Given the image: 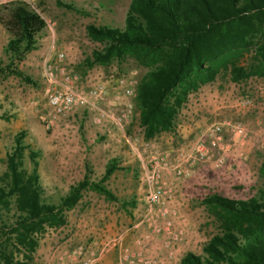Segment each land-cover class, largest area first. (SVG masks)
<instances>
[{"label": "rangeland", "instance_id": "rangeland-1", "mask_svg": "<svg viewBox=\"0 0 264 264\" xmlns=\"http://www.w3.org/2000/svg\"><path fill=\"white\" fill-rule=\"evenodd\" d=\"M14 1L22 2L37 12L44 19L45 27L38 35L35 47L24 53L19 61H12V66L28 75L34 83H24L5 71L0 73V180L6 172V154L12 145V137L19 130L24 131V144L38 152L42 194L54 204L66 193L70 184L82 178L84 165L91 172L89 179L97 180L104 165L111 159L117 160V169L104 183L115 200H107L91 189L82 191L77 203L64 211L62 225L44 227L40 233L33 234L37 244L27 264H55V257L61 250L78 243L92 245L93 241L99 246L107 244L97 264H119L118 244L129 246L141 233L140 228L151 233V227L147 225L150 220L155 221L158 229L153 232V238L159 240L160 245L164 242L162 251L155 249L152 252L160 254L171 250L176 258L174 264H178L187 252L200 255L201 246L221 231L219 221L201 203V199L217 193L230 199L245 200L258 196L260 190L264 191L258 174L259 165L264 160V78L251 75L232 82L227 74L220 72L212 81L187 95L170 130L161 131L150 139L144 137L143 127L138 123V109L133 103L132 119L125 135L130 139L136 138L138 142L153 143L158 152L169 154V161H172V152L177 154L192 145L201 130L211 123L235 120L242 123L248 132L245 138L224 136V161L218 167L201 162L191 167L187 177L175 178L170 172L165 173L172 176L170 181L164 179V186L173 192V199L179 197L178 192L185 185L191 192L187 196L182 194L183 197L178 199L183 204L180 216L169 212L164 219L156 218L154 214L147 213L144 204L143 164L132 155L120 133L110 127L90 123L85 112L70 114L48 126L43 119L47 109L42 93L41 65L45 59L53 62L57 52H63V64L72 66L81 74L88 70L94 77L130 72L138 81L146 72L143 65L129 56L122 60L111 59L104 65L93 64L88 68L83 65L91 50L101 47L100 43L86 36L85 26L122 27L129 0H62L71 3L75 9L57 6L55 0H0V5ZM8 38V32L0 25L2 68L9 63L4 53ZM247 61L248 55H245L241 63ZM206 94L217 95L215 114L210 109L192 106L193 99ZM243 98L248 102L239 105L238 101ZM189 111L192 113L187 114ZM190 117L191 120H188ZM188 124L191 130L185 131ZM27 151L23 150L22 166L30 171ZM148 151L141 155L142 158ZM8 208L9 211H6L0 207V219H13V199L9 201ZM165 220L170 221L171 228L181 231L179 240H169L164 230ZM11 243L4 245L5 250L11 252L14 259L23 260L22 252L14 249ZM179 244L184 246L174 251Z\"/></svg>", "mask_w": 264, "mask_h": 264}, {"label": "trees", "instance_id": "trees-1", "mask_svg": "<svg viewBox=\"0 0 264 264\" xmlns=\"http://www.w3.org/2000/svg\"><path fill=\"white\" fill-rule=\"evenodd\" d=\"M55 3L75 9L62 0ZM0 25L9 34L4 47L9 63L0 67V73L33 84L12 61L35 47L44 19L14 1L0 5ZM85 34L101 47L84 58V67L129 56L146 68L137 81L133 103L147 139L170 130L187 95L220 72L232 82L251 75L264 78V0H129L122 27L87 24ZM245 55L248 61L242 64ZM23 137V130L13 135L0 180V207L9 211L11 199L14 204L13 219H0V264H27L37 244L33 234L62 225L64 211L77 203L85 189L115 200L104 184L117 169V160L111 159L97 180L89 179L91 172L84 165L82 178L70 184L57 203L48 202L39 184L38 152L25 145ZM24 149L30 171L22 166ZM258 174L264 184V160ZM201 203L219 221L221 231L201 246L200 255L187 252L178 264H264L263 190L245 200L212 193ZM8 242L22 252L23 260L5 250Z\"/></svg>", "mask_w": 264, "mask_h": 264}, {"label": "built area", "instance_id": "built-area-1", "mask_svg": "<svg viewBox=\"0 0 264 264\" xmlns=\"http://www.w3.org/2000/svg\"><path fill=\"white\" fill-rule=\"evenodd\" d=\"M63 57V52H57L53 62L45 59L41 65L42 93L47 109L43 119L46 126L70 114L85 112L90 123L111 127L120 133L132 155L143 164L144 204L147 213L154 214L156 218L164 219L167 214L163 203L170 199V189L164 186L165 173L170 172L175 178L187 177L191 173V167L201 162L218 167L224 161V136L245 138L248 135L247 129L239 121L222 120L211 123L201 130L192 145L177 154L172 152V161H169V154L158 152L153 143L138 142L136 138L130 139L125 135V129L132 119V101L137 83L132 76L134 73L94 77L88 70L81 74L72 69V66L63 64ZM247 102L243 98L238 104L245 105ZM146 151V157L142 158L141 155ZM154 222H147L151 233L158 230ZM170 225L169 220L164 221V230L169 240H179L181 231L174 230ZM151 233L146 232L135 238L133 246L118 244V263L158 264V260L145 252V244L150 240ZM91 244L78 243L61 250L55 257V264H97L100 255L106 251L107 244L99 246L94 241Z\"/></svg>", "mask_w": 264, "mask_h": 264}, {"label": "crops", "instance_id": "crops-1", "mask_svg": "<svg viewBox=\"0 0 264 264\" xmlns=\"http://www.w3.org/2000/svg\"><path fill=\"white\" fill-rule=\"evenodd\" d=\"M191 100L192 99H190V102H191ZM194 101H197V102H194ZM192 106H193V108H196V107L197 108H204L205 110H209L210 109V112H213V111L217 110V95H215V94H213V95L212 94H206L204 96H199V97H197L196 100L193 99ZM190 113H192V112H190V111L187 112V114H190ZM213 113L215 114V112H213ZM188 120H191V117L188 118ZM185 127H186L184 129L185 131H190L191 130L189 124L186 125ZM170 151H174V150H170ZM249 157H251V156H249ZM171 178H172V176L170 174H165L164 177H163V180L165 179V180H169L170 181ZM109 180H110V176L105 181V183H107ZM107 186L108 185H106V188L108 189ZM187 188H188V186H186V185L183 186V189L178 192L179 193L178 194L179 197L177 199H173V197H174L173 192L170 191V194H169L170 195V197H169L170 199L167 200V201H164V203H163V205L165 206V208L167 210V213H169V212H171V213L176 212L178 214V216H180V212L182 210L181 206H183V204H182V202H178V201L180 200V196L183 197L182 194H184V195L186 194V196H187V194H189L191 192V190L190 189H187ZM182 200H184V198ZM181 221H182V223H184L183 219ZM148 226L150 227V225H148ZM140 230H141V233H142V231H143V233L142 234L140 233L138 237H141V236L144 235V233H146V232H144L145 231V228H140ZM152 234L153 233H151V235H150V240L145 244L146 245V247H145L146 248V250H145L146 254L149 257L158 260L159 261L158 264H174V260L176 258L174 257V253H172L171 250L168 249V251H165L164 253L163 252H160V254H157V252H152L155 249L157 251H162L163 250L162 246L164 245V242L160 245L159 242H158L159 240H157V239L155 240L153 238V235ZM129 246H133V241L130 243ZM183 246H184V244L177 245V247H176V249L174 251H177L178 249H182L180 247H183ZM158 247H159V249H158ZM102 263H104V262H100V264H102Z\"/></svg>", "mask_w": 264, "mask_h": 264}]
</instances>
